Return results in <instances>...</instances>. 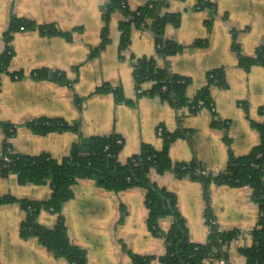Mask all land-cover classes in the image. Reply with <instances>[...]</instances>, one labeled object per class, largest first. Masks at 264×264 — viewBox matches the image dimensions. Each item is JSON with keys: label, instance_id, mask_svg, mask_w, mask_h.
Instances as JSON below:
<instances>
[{"label": "crops", "instance_id": "crops-1", "mask_svg": "<svg viewBox=\"0 0 264 264\" xmlns=\"http://www.w3.org/2000/svg\"><path fill=\"white\" fill-rule=\"evenodd\" d=\"M197 1L127 0L132 9L153 3L162 15L179 14V23H166L162 37L183 48L162 55L153 32L146 27H133L130 45L120 51L123 15L119 11L108 21L110 42L93 53L102 42L106 24L102 13L108 0H0V55L7 45L3 35L14 15L38 24H54L60 32L68 33L52 35L27 28L13 33V53L0 79V121L16 125L10 139L14 152H47L61 159L80 138L119 134L124 139L119 160L126 162L139 153L143 143L162 147L159 127L186 132L169 144L173 165L196 161L210 170H225L230 152L235 156L249 152L260 141L253 121L264 119L259 111L264 105V66L246 68L239 57L254 56L264 45V0H209L212 7L202 8ZM142 56L188 77L189 98L207 84L210 71L223 69L225 85L210 86L213 109L190 111L158 94L139 92L133 61ZM45 67L66 73L69 83L35 78L33 72ZM107 86L119 92L102 90ZM141 86L148 91L151 82ZM42 116L63 118L77 123L79 129L38 133L27 122ZM2 141L0 125V151ZM148 176L158 187L175 194L191 241L208 240L207 207L220 229L238 230L239 237L226 248L228 258L230 264H246L240 247L251 243L250 231L259 218L250 186L210 182L206 196L201 180L178 175L173 169L153 168ZM73 190L62 215L69 240L86 251L89 264H133L130 252L153 256L152 264H162L158 257L166 252V242L149 228L145 188L134 186L116 192L98 185L95 179L80 178ZM51 193L49 181L21 183L17 174H0L1 195L44 200ZM37 216L43 226L58 221L57 213L48 208ZM25 217L20 203L0 204V264H71L36 237L20 235ZM173 221L172 215L161 218V231H168Z\"/></svg>", "mask_w": 264, "mask_h": 264}, {"label": "trees", "instance_id": "trees-1", "mask_svg": "<svg viewBox=\"0 0 264 264\" xmlns=\"http://www.w3.org/2000/svg\"><path fill=\"white\" fill-rule=\"evenodd\" d=\"M198 7H212L209 0H198ZM157 5L148 3L132 9L127 0H108L103 10L105 26L102 30V42L93 50V53L105 47L110 39L108 37V21L114 11H119L123 18L120 21V51L126 49L131 42L130 35L133 27H146L150 29L156 38L158 52L162 55L182 50L183 46L171 39H164L163 31L166 23H179V14L168 13L162 15L156 9ZM37 29L46 34L68 35L60 32L54 24L40 23L34 20L15 16L11 27L3 37L7 43L6 49L0 55V79L3 72L8 70V64L12 56L11 40L13 33L18 29ZM200 45V42L196 43ZM239 46L235 45L237 49ZM240 65L250 68L253 65L264 66V45L260 46L254 56L240 55ZM135 87L141 88L142 83L151 82L149 94H158L164 100H168L176 107L187 106L190 111H196L201 107L213 109L210 94L211 85H225L223 69L216 68L208 73V82L193 97L187 96V86L190 79L183 75L171 72L167 67H159L152 58L142 56L133 61ZM21 75V73H18ZM37 79L47 78L66 84L69 78L66 73L41 68L33 72ZM165 89H164V88ZM119 89L105 87L102 90ZM264 117V105L260 107ZM27 124L38 133L50 131L79 129L77 123H71L63 118L42 116ZM3 130V147L0 151V174L8 176L17 174L21 183L41 184L49 181L51 195L44 200H31L16 197L13 194H0V204L17 202L25 210V218L21 222L20 235L36 237L44 246L46 245L55 256L64 257L71 264H89L86 251L72 243L67 235L65 218L62 215L63 205L73 197V185L80 178L95 179L97 184L105 189L119 192L129 187L139 186L146 189L145 202L148 207V225L157 235L165 238L166 252L158 257L162 264H205L211 256L215 259L227 257V246L238 238L239 231L222 230L216 223H210L209 207H207V220L210 227L208 240L205 242H193L188 236L185 218L179 212L177 199L174 193L158 187L149 179V172L155 168L159 171L173 169L178 175H186L183 166L193 168L199 162H182L173 165L168 147L170 142L186 134L184 130L173 132L163 131L160 137L163 145L160 149L148 143H143L139 153L132 155L126 162L119 160V153L123 147L124 139L119 134L92 135L75 141L67 156L56 159L49 153L39 155L15 153L10 141L16 125L4 120L0 121ZM257 128L260 141L249 152L235 156L230 152L228 166L218 175H197L188 177L201 180L206 188L208 196V184L210 182L226 183L232 186L248 185L252 188V199L258 205L259 218L256 225L250 231L252 241L249 245L241 246L240 252L245 258L246 264H264V119L261 122L253 121ZM11 158L5 161L4 156ZM48 208L57 213L58 221L55 225L43 226L38 222V213L41 209ZM172 215L173 224L168 231H161L159 221L161 218ZM214 220V219H213ZM133 264H152L154 258L150 255H138L130 252Z\"/></svg>", "mask_w": 264, "mask_h": 264}, {"label": "built area", "instance_id": "built-area-1", "mask_svg": "<svg viewBox=\"0 0 264 264\" xmlns=\"http://www.w3.org/2000/svg\"><path fill=\"white\" fill-rule=\"evenodd\" d=\"M163 88H164V87H163ZM164 89H165V88H164ZM143 90H144V89L142 88V86H141V88H138V91H139V92H141V91H143ZM212 108H213V107H212ZM162 131H163V127H159V128L157 129V134L160 136L161 133H162ZM4 160H5V161H10L11 158H9L7 155H5V156H4ZM183 168L186 170V175H187V176H190V175L193 174V173H195V174H197V175H206V176H207V175H214V176H216V175H218L220 172L223 171V170H220V169L210 170V169L204 167V166L201 165V164H198V165L194 166L193 168L188 167V165H185V166H183ZM209 222H210V223H216V221L213 220V219H210ZM207 261H215V262H217V263H219V264H230L228 256H227V257H220L219 259H215V258H213V257L211 256L210 258H208V260L205 261V263H206Z\"/></svg>", "mask_w": 264, "mask_h": 264}]
</instances>
